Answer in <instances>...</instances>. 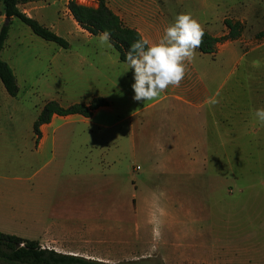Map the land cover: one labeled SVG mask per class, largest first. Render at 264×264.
<instances>
[{"label": "rangeland", "instance_id": "obj_1", "mask_svg": "<svg viewBox=\"0 0 264 264\" xmlns=\"http://www.w3.org/2000/svg\"><path fill=\"white\" fill-rule=\"evenodd\" d=\"M113 1L121 5L120 15L128 13L124 19L132 20L135 5L130 0H111V4ZM148 1L168 13L164 17L168 26L178 14H189L201 29L222 35L226 18L242 20L246 25L243 36L228 44L230 51L238 53L237 62L194 50L191 60L184 62L185 75L179 86L170 85L155 100L137 102L131 88L133 72L120 61L110 40L102 44L100 35H90L77 24L72 27L65 19L56 29L70 43L69 48H63L13 18L2 59L13 69L18 90L10 95L0 79V203L23 202L30 193H38L36 188L41 192L40 176L37 181H25L24 177L31 171L39 172L45 161L51 160L49 171L64 169L55 199L65 208L70 201L75 213L90 211L94 215L101 210L110 214L111 233L118 238L119 223L115 220L128 216L122 235L127 244L104 250L84 247L103 252L73 255L112 264H190L171 261L164 254L172 250L176 229L187 233L185 242L191 252L198 253L202 234L209 236L212 231L224 234L243 253L263 248L264 124L257 121L254 112L264 108V39L256 38L264 29V0ZM78 2L97 6V0ZM6 22L0 0V29ZM186 86H202L199 100L209 99L207 115L191 108L189 120L187 105L172 96L162 99L166 93H187ZM98 96L110 102L108 108L87 118H57V133L72 136L64 152L56 158H52L50 148L36 152L34 123L47 102L55 100L68 107L89 103ZM154 103L157 105L146 109ZM211 108H218V127L210 124ZM141 109L145 111L137 114ZM204 120H209L207 133L201 128ZM189 125L194 140L201 136L208 140L192 143V139L184 152L174 151L170 138ZM176 161L191 166L190 174L179 178L151 173ZM68 172L78 174V180L68 181ZM158 177L162 180L156 187L153 180ZM13 220L10 213L0 214V226ZM141 221L139 239L137 223Z\"/></svg>", "mask_w": 264, "mask_h": 264}, {"label": "crops", "instance_id": "obj_2", "mask_svg": "<svg viewBox=\"0 0 264 264\" xmlns=\"http://www.w3.org/2000/svg\"><path fill=\"white\" fill-rule=\"evenodd\" d=\"M105 1L107 5L117 14L120 15L123 12L121 10V5H118L116 1H113V4H111V0ZM124 1L126 2L128 0ZM130 2L135 5V10L131 12V14L134 13L135 16L132 17V20L131 17L126 20L124 19V17H127L124 15H128V13H125L123 16L120 15V17L126 22L127 25L136 28L142 34L143 38L148 41L150 46L157 44L164 35V29L168 27V23L164 19V17L167 16L168 13L165 12V10L161 7L155 8L154 6H150L151 2L148 0H130ZM68 3L69 0H32L20 4L19 7L27 15L36 18L39 22L56 32V29L59 27L60 23L62 21H65V19L68 20L72 27H75V24L80 26L74 19L70 9L68 8ZM226 32L227 28L225 29L224 33ZM237 40H228L224 43L219 44L217 52L214 54H219L222 59L224 57L231 58L233 62H237L238 53L233 50L230 51L228 48V44ZM224 45H226L227 47L219 52V48ZM196 50L201 54H208L203 53L198 49ZM227 71L228 69L226 68L224 74H227ZM194 72L195 74H198V71ZM201 88L202 86H195L193 89L191 88V86H186L184 88V91H186L187 93L183 91L181 93H166L162 99L170 98L169 96H172V98L183 102L184 105H187V107L190 108L188 112V118L189 120H191V108L203 110L205 115L209 113V109H207V103L209 99L199 100V95L202 92ZM158 103H160V101ZM109 105L110 102L107 106H102L97 110L103 107L108 108ZM156 105L157 103L150 104L146 109H151ZM220 105L221 106L219 107V109L222 113L223 106L222 104ZM217 109L218 108H211L210 111V114L213 117L212 123L210 124L216 127L220 126ZM142 111H145V109L139 110L137 114H140ZM73 115L79 114H71L68 116H59L55 114L52 117L51 122L41 125V136L39 137L38 141L35 133L32 137L36 152L41 153L42 151L47 150V148H50L51 152L53 153L52 158H56V155L59 154L61 150L62 152H64L66 148L69 147L68 144L72 141V136L58 134L57 130L59 129V125L56 123V120L60 117L64 118ZM198 124H201V122L198 121ZM206 124H208L207 126H209V120H204L203 127H201L205 130V133H207L205 128ZM189 126L190 127L188 129L185 128L182 130V132H179L181 135L178 134L170 138L171 141L175 143L174 151L184 152L188 147L189 142H192L193 128L191 127V125ZM152 139L155 140L157 139V137L153 136ZM202 140L207 141L208 137L201 136L200 138L195 139L192 143H199ZM196 159L197 158L193 156L192 163H195ZM50 161L51 160L45 161V164H43L39 172L31 171L29 172L28 176L24 177L25 181H37V178L40 176L41 192H39V189L36 188L38 193H36L35 195H33L35 192L30 193V197L25 198L23 202L12 200L8 203H0V214L10 213L12 214V217L14 219L9 225L0 226V231L14 234L26 239L37 240L43 247L54 249L65 254L101 253L103 252L101 250L96 251L82 248L98 247L104 250V248L113 247L114 244H118L121 246L122 244H127L128 241L126 239L124 241V239L122 238L124 231H126L127 229V214L120 215V218L115 220V222L119 223L118 234L120 237H113L111 233L112 217L110 216V214H106L101 210L94 215L90 211H86L85 213L80 214V212L77 210L75 213L74 208H70L69 206L70 201L66 202L65 208L62 202L60 203L55 199V196L57 194L56 192L58 190L57 188H61L62 186V182L64 179V169L61 167H57L56 169L49 171L48 164ZM177 162L178 161L175 162V165L171 166L161 165L158 168L153 169L151 173H161V175H178L177 177L179 178H181L182 175H186V173L190 174L191 166L184 167L180 164H176ZM65 174L67 175V180L71 181V183L74 182L75 177H77V180L79 178L78 174H70L69 172ZM160 180H162L160 177L154 179L153 184L157 187ZM223 184L224 183L222 182L219 184V186L221 187L223 186ZM134 217L136 219L140 218L137 210ZM137 228L139 231L138 238L140 239L142 238L141 233L143 231L142 221L140 223H137ZM20 229L22 231H19ZM173 234L175 235L176 239L173 242V246H171L172 250L169 253L162 252V254L164 253L168 255L166 257L169 260L175 261L177 263L264 264L262 263L264 262V247L256 249L250 248L249 250L245 249V252L243 253L240 251L241 248L232 246L231 243H233V241L227 239V237L222 233H214L212 231L211 235L209 236L203 233L202 241L199 244L200 249L198 253L191 252L188 249V246L185 242L187 233H180L179 230L176 229L173 230Z\"/></svg>", "mask_w": 264, "mask_h": 264}, {"label": "trees", "instance_id": "obj_3", "mask_svg": "<svg viewBox=\"0 0 264 264\" xmlns=\"http://www.w3.org/2000/svg\"><path fill=\"white\" fill-rule=\"evenodd\" d=\"M32 0H3L5 15L11 17L0 29V79L7 92L14 96L17 93V78L13 69L2 59V51L9 36L10 24L13 18H18L27 24L31 30L46 41L54 42L63 48H69V41L57 34L51 28L39 22L36 18L23 12L19 5ZM68 8L78 24L91 35L97 36L107 31L110 33L109 40L119 53V59L125 62V54L130 44L143 38L142 34L126 22L112 10L105 0H97V6H87L78 0H69ZM224 24L227 32L215 36L202 29L204 35L199 51L208 54L217 52L218 45L228 40H237L243 36L246 29L245 23L240 19L226 18ZM257 39H264V29L256 35ZM144 39V38H143ZM146 40V39H145ZM147 46H150L149 43ZM146 46V47H147ZM109 101L102 96L93 98L89 103H75L68 107L60 105L57 101L47 102L34 123V132L37 141L41 136L40 127L51 122L56 114L68 116L79 114L84 117L93 116L94 112L107 106ZM0 264H112L83 256L65 254L54 249L43 247L39 241L26 239L14 234L0 231ZM128 264V263H124ZM143 264V263H136Z\"/></svg>", "mask_w": 264, "mask_h": 264}, {"label": "clouds", "instance_id": "obj_4", "mask_svg": "<svg viewBox=\"0 0 264 264\" xmlns=\"http://www.w3.org/2000/svg\"><path fill=\"white\" fill-rule=\"evenodd\" d=\"M204 33L189 14H178L174 22L164 29L160 41L147 46L141 38L133 41L125 54L128 70L133 72L131 88L133 100L147 102L159 98L170 85L179 86L185 75V61L191 60L198 49ZM110 33L100 34V42L107 43ZM147 46V47H146ZM255 118L264 124V108L254 112Z\"/></svg>", "mask_w": 264, "mask_h": 264}, {"label": "water", "instance_id": "obj_5", "mask_svg": "<svg viewBox=\"0 0 264 264\" xmlns=\"http://www.w3.org/2000/svg\"><path fill=\"white\" fill-rule=\"evenodd\" d=\"M6 20H11V17H6Z\"/></svg>", "mask_w": 264, "mask_h": 264}, {"label": "built area", "instance_id": "obj_6", "mask_svg": "<svg viewBox=\"0 0 264 264\" xmlns=\"http://www.w3.org/2000/svg\"><path fill=\"white\" fill-rule=\"evenodd\" d=\"M138 168H140V167H138Z\"/></svg>", "mask_w": 264, "mask_h": 264}]
</instances>
